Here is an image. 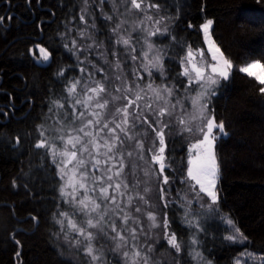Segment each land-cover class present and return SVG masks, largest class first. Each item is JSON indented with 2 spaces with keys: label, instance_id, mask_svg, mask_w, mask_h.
Returning a JSON list of instances; mask_svg holds the SVG:
<instances>
[{
  "label": "snow or ice",
  "instance_id": "1",
  "mask_svg": "<svg viewBox=\"0 0 264 264\" xmlns=\"http://www.w3.org/2000/svg\"><path fill=\"white\" fill-rule=\"evenodd\" d=\"M87 2L85 0V4ZM167 6L168 0L157 3L126 0L125 13L128 17L138 18L132 26L133 31L138 30L137 38L133 39L129 32L127 19L115 23L112 33L117 36L115 43L124 45L132 53L137 52L135 45L138 43L142 49H147L139 55L130 56L132 62H139L138 68H134L130 74L134 79L129 80L118 72L114 79L104 75L97 80L93 72L81 66L79 72L87 73V79L81 76L70 82L66 86L67 96L63 102L53 101L48 110L49 118L56 126L40 125L36 128L40 139L33 147L44 150L42 157L45 166L50 159L56 175L63 182L59 188L60 196L72 205L74 211L87 217L86 226L79 227L67 212H61L57 223L63 226L67 221L68 229L76 234L75 245L83 246L92 264H100L102 260V254L93 246L95 236L92 230L115 244L111 251L120 254L117 264H149L151 242L141 244L140 241L147 240L152 229L161 230L170 248L180 253L181 244L176 234L169 232L167 212H164L161 224L158 223L157 213L148 211L150 228L145 229L143 208L150 206L153 195L157 208L163 205L166 209L179 201L177 206L183 209L185 222L200 230L199 220L192 217L213 210L210 206L206 209V204L218 203L220 165L216 145L229 135L225 122H217L215 109L210 107L211 100L217 97L221 86L232 78L234 71L252 78L257 84L258 93L264 96V62L253 60L237 69L213 39L212 19L199 26L206 51L194 50L191 44L185 48V42L176 35H171V49L157 48L152 38L163 36L167 39L171 33L169 16L161 15ZM86 13L87 8L82 9L79 20L87 27ZM5 19L0 16V21ZM106 19L112 21L114 18L107 16ZM91 28L94 29L95 25H91ZM141 33L142 43L139 39ZM78 34L82 38H92L85 30H80ZM70 43L74 53L83 54L77 47L76 39ZM94 46L100 48L102 43L93 39L88 48ZM171 50H175L178 57V76L184 78L177 80V85L183 87L185 92L198 89L196 96L191 98V111L185 106L188 98L177 97L176 85L167 82L157 85L153 80L154 72H158L164 81L168 79L164 62L173 59ZM39 52L42 54L39 62L50 60V54L44 47H39ZM209 54L210 61L206 59ZM114 67L120 68L119 59ZM92 68L104 73L103 68H96L94 64ZM145 75L149 81L146 84ZM185 80L187 83H184ZM182 137L195 139V143L189 146L192 158L188 161L186 174L182 165L172 170L167 155L174 150L170 145ZM21 139L16 136L14 141L19 144ZM58 145H63V150ZM129 169L131 171H127ZM35 171L39 173L41 169L37 167ZM177 183L183 186V194L176 192L173 199L171 193L175 191ZM197 205L198 208L194 207ZM32 219L36 220V217ZM227 223L232 225L233 222L229 219ZM225 239L236 242L247 237L236 229L235 234ZM15 243L19 245L20 241L15 240ZM198 243L195 237L191 239L192 245ZM242 255L253 260H264V257L247 252ZM16 256L19 258L20 253L17 252ZM196 258H199L198 253ZM236 264H240L239 260Z\"/></svg>",
  "mask_w": 264,
  "mask_h": 264
},
{
  "label": "trees",
  "instance_id": "2",
  "mask_svg": "<svg viewBox=\"0 0 264 264\" xmlns=\"http://www.w3.org/2000/svg\"><path fill=\"white\" fill-rule=\"evenodd\" d=\"M161 15L170 18L167 39L176 35L185 48L203 45L199 26L212 18L213 39L237 69L250 60L264 62V0H168ZM0 16L6 17L0 21V264H78L61 252L55 237L64 206L61 180L50 159L45 166L44 150L33 147L40 139L36 128L45 124L52 102L79 75L61 36L78 16V0H0ZM42 45L50 54L47 62L36 59V47ZM164 46L171 49L170 42ZM170 54L165 69L176 81L178 57L175 50ZM211 108L229 135L216 145L219 200L203 215L199 246L210 264H234L245 248L264 253V96L252 78L234 71ZM16 136L22 138L19 144ZM170 148L172 170L182 165L186 174V145L179 138ZM182 187L176 184L173 199ZM177 204L168 209L170 226L179 232L185 219ZM221 213L235 222L245 242L225 239L228 228Z\"/></svg>",
  "mask_w": 264,
  "mask_h": 264
},
{
  "label": "rangeland",
  "instance_id": "3",
  "mask_svg": "<svg viewBox=\"0 0 264 264\" xmlns=\"http://www.w3.org/2000/svg\"><path fill=\"white\" fill-rule=\"evenodd\" d=\"M125 2L126 0H103V2H101V0H88L87 4H85V0H78V16L76 17L75 20H73L70 24L66 26L65 31L61 34L62 39L65 42V45L66 44L69 45L68 48L70 50H71L70 42L73 39H76L77 47L80 48L83 53V54H81V52L74 53L73 50H71L77 62L79 75L76 76V78H74L73 80L69 81L67 85H69L70 82H74L76 79L80 78L81 76H84L85 79H87V73L79 72V67L81 66L85 67L88 72H93L97 80H101L104 75L111 76L114 79L115 74H117L118 72H122L124 76L127 77L129 80L134 79V77H132L130 74L134 68H138L139 62H132L130 59V56L139 55L141 51H147V49L146 48L142 49L141 45L138 43L135 45V47L137 48V52L132 53L131 50L126 49L124 45L116 44L115 41L117 39V36L112 33V28L115 26V23H118L121 20L127 19L129 32L131 33L133 39L137 38L138 30L133 31L132 26H133L134 21H136L138 18L134 16L133 17L127 16V14L125 13V9H124ZM84 8H87V13H86V20L88 21L87 27L79 20V16L81 15L82 9ZM107 16H112L114 19L112 21H109L106 19ZM207 19H212V18H205L204 21H206ZM93 24L95 25L94 29L91 28V25ZM168 26L170 28L169 22H168ZM80 30H85L88 33V35L92 38L80 37L78 34ZM109 38H111V43H109ZM142 38H143V34L141 33L139 37V39L141 40V43H142ZM93 39L97 43H102V46L100 48H96L95 46L91 49L88 48V45L93 43ZM152 41L156 45L157 48H164L165 47L164 45H168V42L171 43V37L169 39H165L163 36L153 37ZM199 49H204L206 51V45L203 43L202 46L194 50H199ZM36 51L38 54L36 59L39 61V58L42 55L39 52V47H36ZM112 53H116V55L113 56ZM117 59H119V62H120L119 69H116L114 67L115 63L117 62ZM206 59L210 61V54L206 57ZM81 61H83L84 63L81 64L80 63ZM251 61L253 60H250L248 62H251ZM246 63L242 64L241 66L245 65ZM93 64L96 66V68H103L104 73L96 72L92 68ZM254 70L259 71L258 69H254ZM165 76L168 77L167 71H165ZM182 79L184 78L180 77V79L178 80H182ZM153 80H154V83L157 85L162 82H167L170 85H176L177 97L181 99L187 97L188 99L186 100L185 106L188 111H191V98L196 96L198 89L195 91L185 92V89L183 87L177 85V80L175 81V80L169 79L168 77V79L164 81L160 77V74L158 72H154ZM174 81L176 83H174ZM148 82H149L148 78L145 75L144 83L146 84ZM184 83H187V81L185 80ZM66 96H67V92L65 90L64 94H62V96H60V98L57 100H60L61 102H63ZM116 106H121V105L117 104ZM210 107H211V104H210ZM45 122H47L44 124L45 127L56 126L54 124V121L49 118V112L47 114ZM138 131H142V129ZM180 139L182 140L184 145H186L187 162H188L189 159L192 158L191 153L189 151V146L190 144L195 143V139H192L191 137H182ZM58 148L60 150H63V145H58ZM127 171H131V170L129 169ZM62 183L63 182L61 181V184ZM217 188H218V185H217ZM181 194H183L182 189H181ZM80 198H83V196H81ZM62 200L64 202V206L61 212H67L69 216L74 220V222L77 223L79 227L86 226L87 217L81 215L79 212L74 211L72 205H70L69 203H66L63 198ZM155 205H157V200L155 196L153 195V199L150 201V206H146L143 208L144 216L142 217V220H143V225L145 229L150 228V222L147 220V212L150 210L157 213L158 223L162 224L163 222L162 217H163L164 212H167L169 222L171 220L169 218L168 208L166 209L163 208V205H160L157 208L155 207ZM209 206L212 209H214L215 206H217V204L216 205L206 204V209ZM194 207L198 208V205ZM203 215L204 214L198 217H192L193 219L199 220L200 230H197L194 225L190 226L189 224L185 222V220H183L184 224L181 225L179 232H177L176 229L172 228L169 223V232L175 233L177 236L178 242L181 244L180 253H176L175 249L170 248V246L167 244V241L163 239V232L161 230L152 229L151 235L147 238V240L142 239L140 241L141 244L151 242L152 250L149 253V264H210L209 261L203 257L200 251V246H199L200 237L203 234V223H204ZM218 217L223 221L224 224H226L228 228V232L226 233L225 237L228 235L235 234V230L239 229L238 226L235 224V222L226 214L221 213L220 215H218ZM59 219L60 217L58 216L57 220ZM229 219L233 222L232 225H229L227 223V220ZM57 220H56V223H57ZM92 231L94 232V236H95V239L93 241V246L99 253L102 254V260L100 261V264H117V260H120V254H114L111 251V249L115 247V244L112 242V240L106 236L102 238V234H96V230H92ZM65 232H67V236H68L67 239H65ZM55 237H56L58 248L61 250V252L65 256L72 258L78 264H92L90 258L85 255L83 251V246L77 247L75 245L74 240L77 239L76 234L71 232L68 229L66 220L64 221L63 226L57 223V231H56ZM193 237H195L199 241L198 245L194 246L191 244V239ZM237 242L243 243L245 242V239L237 240ZM129 243H131V241H129ZM245 252L250 253L256 257H264V253H258L249 248H245L239 255L235 257L234 264H236L237 260H239L240 264H264V260H261V259L253 260V259H250L249 256L247 255H242V253H245ZM197 253L199 254V258H196Z\"/></svg>",
  "mask_w": 264,
  "mask_h": 264
},
{
  "label": "flooded vegetation",
  "instance_id": "4",
  "mask_svg": "<svg viewBox=\"0 0 264 264\" xmlns=\"http://www.w3.org/2000/svg\"><path fill=\"white\" fill-rule=\"evenodd\" d=\"M42 47H44V46L42 45Z\"/></svg>",
  "mask_w": 264,
  "mask_h": 264
}]
</instances>
